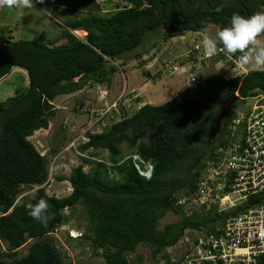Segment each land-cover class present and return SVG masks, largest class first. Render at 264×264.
I'll list each match as a JSON object with an SVG mask.
<instances>
[{
  "label": "trees",
  "instance_id": "trees-1",
  "mask_svg": "<svg viewBox=\"0 0 264 264\" xmlns=\"http://www.w3.org/2000/svg\"><path fill=\"white\" fill-rule=\"evenodd\" d=\"M92 1L93 8L90 2L86 12L73 11L66 24L70 31L85 32L84 40L67 29L53 46L0 32V80L15 67L29 79L27 88L16 89L13 96L0 101V242L5 245L0 264H66L49 235L65 223L60 212L66 207H84L93 236L82 235L79 240H89L94 251H101L105 264H131L129 256L140 244L149 249L152 259L159 256L166 262V248L174 246L186 229L211 232L247 207L199 215L194 219H200L192 221L175 202L179 195L195 191L215 149L230 140L233 111L215 129L219 115L211 102L224 103L237 94L235 107L247 98L264 95V72L255 71L228 79L215 73L203 79L194 68L188 87L166 103L145 104L129 116L118 106L120 115L126 117L104 132L88 134L79 146L81 164L67 180L70 194L64 198L46 195L49 161L27 138L48 128L56 113L55 98L109 82L117 70L108 60L134 52L146 32L160 28L167 40L200 32L207 25L220 30L229 26L233 14L247 18L264 11V0H103L115 4L101 14L99 4ZM232 56L237 59L239 54ZM142 137L147 141H140ZM123 143L130 153L121 152ZM98 150L108 153L107 162L96 159ZM133 155L152 166L149 179L139 174ZM83 164L91 171L85 173ZM181 172L182 178L173 177ZM33 186L39 188L30 205L16 202L23 187ZM41 198L48 202L46 226L28 215ZM170 212L179 215V221L158 230V222ZM28 240L32 242L27 253L18 257V249ZM142 261L140 256L135 264Z\"/></svg>",
  "mask_w": 264,
  "mask_h": 264
},
{
  "label": "rangeland",
  "instance_id": "rangeland-1",
  "mask_svg": "<svg viewBox=\"0 0 264 264\" xmlns=\"http://www.w3.org/2000/svg\"><path fill=\"white\" fill-rule=\"evenodd\" d=\"M225 1L229 2L231 0ZM98 4L100 7H104L103 4L105 3L96 1L97 6ZM41 6V4L34 2V7ZM94 6L91 0V8ZM112 7L114 8V6ZM28 10L29 14L24 17L21 10L7 8V14L11 17L7 20L6 25L4 24L0 27V32L4 31L6 33L10 31L8 33L16 40L26 39L46 43L49 46L56 45L62 40L61 36L64 28L60 27L58 22H54L57 17L62 19L61 16H57L49 8L46 9L48 16L39 12L38 9L31 8ZM218 30L219 28L215 25H207L200 32H186L181 36L167 40L163 39L164 33L160 28L146 32L141 45L134 52L121 56L114 61L108 60V65L114 66L117 70L111 76L109 82L87 85L77 92L55 98L52 104L56 113L49 120L48 128L35 131L32 136L27 138L34 148L41 155L46 156L49 161L48 181L44 185L46 195L64 198L70 194L71 188L67 180L71 170L81 164L79 146L87 141L86 136L88 134L104 132L112 123H116L131 115L145 104L162 105L173 98L178 91L188 87L190 82L189 73L194 69L192 63L188 61L190 53L192 54L193 52V47L196 44H200L202 47V36L205 32L214 36ZM75 34L80 39L85 36L81 32H75ZM260 42L264 43V37H261ZM224 53V55L212 59L203 60V58H199L195 62V69L199 70L201 78L204 79L218 73L228 79L251 71L250 69H240L237 66V59L226 52ZM172 61L177 66L184 65V67L173 72L172 68L169 69L166 66ZM28 84L29 79L26 72L18 67L13 68L6 77L0 80V101H5L13 96L16 89L27 88ZM132 95L136 96L137 99L130 103V108L126 107V105L124 106V108H128L126 116H112V111H109L99 122H96V113H102L104 110L115 106L116 104L114 103L117 102L120 96ZM251 104L252 101L250 99H245L235 107L233 104L231 110L236 116L238 112L246 110ZM116 112L118 114V111ZM229 131L231 135L230 127ZM146 136H150V133H147ZM139 140L146 142L147 138L142 137ZM210 146L211 144H209ZM119 148L124 154L130 153V149L126 147L125 143L121 144ZM98 152L100 155L96 159L107 162L108 153L105 150H98ZM207 160L201 159V161L206 162ZM83 171L88 173L91 171V167L83 164ZM183 175L184 172H181L173 177L180 179ZM59 178L63 180L59 181ZM38 188L39 186L23 187V191L17 197V201L30 205ZM60 214L65 220V227L61 228L57 233L51 234L50 238L54 240L57 250L65 256V263L105 264L100 255L101 251H94L90 246L89 240H70L65 235L64 231L71 229L83 234V236H93L92 227L87 221L84 207L82 205H77L73 209L66 207L62 209ZM195 217L198 216L190 218L192 221L200 219V217L194 219ZM179 219V215L171 212L167 213L158 222V230H161L167 224L178 222ZM206 232H208L207 228L198 231L186 229L183 237L176 244L177 254L179 253L178 248L183 250L186 247V240L190 241L198 233ZM31 242V240H28L18 249V257L27 253ZM3 249H5V245L0 242V250ZM170 250L175 253L174 249L171 248L166 251L170 252ZM140 256L143 257L141 264L160 263L159 256L156 259H152L149 249L141 244L137 246L135 253L129 256L132 261L131 264L138 262V257ZM3 260L6 262L9 259L4 258Z\"/></svg>",
  "mask_w": 264,
  "mask_h": 264
},
{
  "label": "built area",
  "instance_id": "built-area-1",
  "mask_svg": "<svg viewBox=\"0 0 264 264\" xmlns=\"http://www.w3.org/2000/svg\"><path fill=\"white\" fill-rule=\"evenodd\" d=\"M224 54L221 49L216 55H206L203 47L196 44L188 61L195 68L199 58L212 59ZM166 66L173 72L182 68L173 61ZM136 99L133 95L120 96L115 106L102 113L94 112L96 122L109 111L120 115L118 106L130 108V103ZM247 99L252 104L232 120L228 144L215 150L195 191L179 195L175 202L186 217L230 213L239 207H247L242 213L226 218L213 231L198 233L190 241L186 240V247L178 248V254L177 246L171 247L175 253L166 251L167 261L160 259L159 264H264V95ZM133 160L139 174L149 179L151 166L143 170L140 167L143 162L135 156ZM64 227L53 228L49 235ZM66 231L70 237L81 235L71 229Z\"/></svg>",
  "mask_w": 264,
  "mask_h": 264
},
{
  "label": "clouds",
  "instance_id": "clouds-1",
  "mask_svg": "<svg viewBox=\"0 0 264 264\" xmlns=\"http://www.w3.org/2000/svg\"><path fill=\"white\" fill-rule=\"evenodd\" d=\"M35 3L44 4L45 0H35ZM3 7L23 11L24 9L33 8L34 0H0V8ZM74 35L76 34L74 33ZM261 37H264V11H258L247 18L239 14H233L230 18L229 26L216 31L214 36L209 35L207 32L204 33L202 36V47L204 53L210 56L216 55L221 49L229 55H236L239 53V56L237 57V66L240 69L264 72V43L260 42ZM181 67H184V65ZM134 156L137 159H140L139 156L133 155L132 157ZM142 165L144 166L143 170L146 169L147 166H151L149 163L144 162ZM203 214L208 213H202L199 215ZM28 215L32 219L37 220L42 225L46 226L47 221L50 218L48 215V202L41 198L36 204L30 207ZM66 233L67 231L65 234ZM82 235L83 234L78 237H69L71 239H80ZM168 248H166V250ZM160 259L161 258L159 257V260Z\"/></svg>",
  "mask_w": 264,
  "mask_h": 264
},
{
  "label": "crops",
  "instance_id": "crops-1",
  "mask_svg": "<svg viewBox=\"0 0 264 264\" xmlns=\"http://www.w3.org/2000/svg\"><path fill=\"white\" fill-rule=\"evenodd\" d=\"M98 2H103L104 7L101 6L99 13H104L106 11H110L111 9H114L112 6H114V2L106 3L103 0H96ZM35 2V0H34ZM91 0H45L44 4H41V7H33V9H38L39 12L43 13L45 16H48V13L46 11L47 8L52 10L57 16H61L62 19L57 17L55 23L58 22L60 27H63L64 29H67V22L73 17L71 16L72 12L81 11L86 12L87 11V5H90ZM22 16H26V14H29L28 9H24L22 11ZM52 15V14H51ZM54 16V15H52ZM11 16L7 14V8L3 7L0 8V27L2 25L7 24V20L10 19ZM66 23V24H65ZM71 33L75 32H81L86 36V33L83 31H70ZM84 36V38H85ZM82 38L81 40H84ZM58 39V38H57ZM64 96V95H63Z\"/></svg>",
  "mask_w": 264,
  "mask_h": 264
},
{
  "label": "water",
  "instance_id": "water-1",
  "mask_svg": "<svg viewBox=\"0 0 264 264\" xmlns=\"http://www.w3.org/2000/svg\"><path fill=\"white\" fill-rule=\"evenodd\" d=\"M237 100H238V95L235 94L231 99L225 101L224 103L211 102V104H212L213 106H215V107L219 106V104L222 105V106L225 105V107H226V109H227V112H228V111L231 110L232 105H233L234 103H236ZM224 116H225V115H224ZM224 116H223V115H219L215 129H219L220 122H221V120H222V117L224 118ZM215 131H216V130H215ZM215 136H216V134H215Z\"/></svg>",
  "mask_w": 264,
  "mask_h": 264
},
{
  "label": "flooded vegetation",
  "instance_id": "flooded-vegetation-1",
  "mask_svg": "<svg viewBox=\"0 0 264 264\" xmlns=\"http://www.w3.org/2000/svg\"><path fill=\"white\" fill-rule=\"evenodd\" d=\"M217 110H218V115H223V116L225 115L226 116L229 113V111L227 112L225 105L222 106L219 104V106H217ZM222 119H223V117H222Z\"/></svg>",
  "mask_w": 264,
  "mask_h": 264
},
{
  "label": "bare ground",
  "instance_id": "bare-ground-1",
  "mask_svg": "<svg viewBox=\"0 0 264 264\" xmlns=\"http://www.w3.org/2000/svg\"><path fill=\"white\" fill-rule=\"evenodd\" d=\"M80 34V33H79Z\"/></svg>",
  "mask_w": 264,
  "mask_h": 264
}]
</instances>
